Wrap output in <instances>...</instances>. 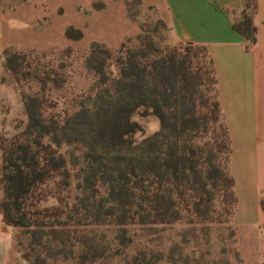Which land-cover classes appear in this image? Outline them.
Segmentation results:
<instances>
[{"label":"trees","instance_id":"1","mask_svg":"<svg viewBox=\"0 0 264 264\" xmlns=\"http://www.w3.org/2000/svg\"><path fill=\"white\" fill-rule=\"evenodd\" d=\"M245 1V11L233 29L254 44L256 1ZM136 4L141 6V0ZM157 24L167 31L162 21ZM73 31L68 28V39ZM81 38L77 32L73 40ZM138 42L135 48L122 44L115 51L90 47L84 65L96 78L98 90L88 96L91 105L81 106L61 121L50 119L47 124L38 99L24 101V131L2 148L0 215L6 227L33 229L35 236L36 231L49 229L53 234L64 226L62 218L73 207V198L71 176L59 154L62 144L81 145L86 156L99 154L98 161L106 159L107 184H115L108 191L110 197L135 199L144 184L152 185L142 192L145 198H139L145 214L130 216V225H167L185 215L204 220L217 199L226 215L231 207L233 217L236 199L228 172L229 139L206 49L160 47L140 36ZM23 57L7 56L5 69L17 77L18 60ZM136 117H152L159 126L139 143L132 141L143 134ZM49 196L57 206L44 205ZM114 205L120 208L119 218L125 219L119 201ZM260 206L264 212V193ZM120 221L118 225H125Z\"/></svg>","mask_w":264,"mask_h":264},{"label":"rangeland","instance_id":"2","mask_svg":"<svg viewBox=\"0 0 264 264\" xmlns=\"http://www.w3.org/2000/svg\"><path fill=\"white\" fill-rule=\"evenodd\" d=\"M158 21L136 0H0V169L2 148L26 126V99H38L47 124L91 105L88 96L98 86L84 65L90 47L135 48L139 36L169 46L168 30ZM70 27L72 39L66 37ZM77 32L82 38L73 40ZM12 54L24 56L18 60L17 77L4 67ZM135 121L143 129L132 138L135 143L159 129L152 117ZM59 154L71 176L73 198V207L62 218L64 226L33 236V229L6 227L0 215V243H5L0 264H264V225L257 232L238 230L231 207L226 215L219 199L204 220L185 215L178 223L130 225V216L145 214L140 199L152 185L144 184L135 199L119 200L108 193L115 184H107L106 159L86 156L81 145L62 144ZM115 200L126 210L125 219L119 218ZM44 205L58 204L49 196Z\"/></svg>","mask_w":264,"mask_h":264},{"label":"crops","instance_id":"3","mask_svg":"<svg viewBox=\"0 0 264 264\" xmlns=\"http://www.w3.org/2000/svg\"><path fill=\"white\" fill-rule=\"evenodd\" d=\"M256 1L252 44L234 31L245 0H141L168 30V45L204 47L216 80L217 101L227 129L238 230L264 225V0ZM0 251L5 253L1 241ZM4 258L0 256V258Z\"/></svg>","mask_w":264,"mask_h":264}]
</instances>
